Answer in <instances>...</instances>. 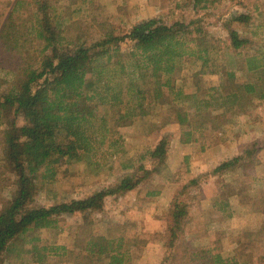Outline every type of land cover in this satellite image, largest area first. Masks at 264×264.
I'll use <instances>...</instances> for the list:
<instances>
[{"label": "rangeland", "instance_id": "1", "mask_svg": "<svg viewBox=\"0 0 264 264\" xmlns=\"http://www.w3.org/2000/svg\"><path fill=\"white\" fill-rule=\"evenodd\" d=\"M16 1L0 0V31ZM20 2L15 17L26 22L28 29L24 33L31 48L27 54L15 51L10 54L0 43L2 93L16 82L17 66L38 58L42 50L36 41L39 24L36 0ZM50 2L60 18L64 45L68 29L74 37L82 38L80 44H91L105 41L109 34L122 36L148 19L160 20L168 26L177 22L195 24L188 34L178 36L177 45L173 44L176 54L165 65L163 77L164 82L169 81V87L163 88V97L158 102H147L149 118H134L130 111L124 110L106 126L94 122L91 133L97 138L95 156L64 164L54 182L38 181L35 204L49 207L88 198L115 185L141 163L153 170L155 162L149 159L150 152L166 138L167 159L159 172L135 190L108 198L102 211L58 217L56 228L34 232V236L41 239V244L70 250L69 258L61 264H96L84 250L85 244L98 235L124 233L137 242L131 247V264H161L167 251L170 212L177 201L188 210L177 245L185 241L190 251H195L221 241L224 257L234 256L238 264H264V100L253 99L247 104L243 101L229 110L230 104L218 99L221 94L216 90L224 85L223 76L227 72L235 71L242 76L230 47L232 30L248 37L258 32L261 36L254 38L257 41L253 49L263 45L260 39L264 38V28L258 29L257 25L264 24V0H220L205 10L196 8L195 0ZM240 14H250L251 23L233 22L224 26V21ZM198 28L201 33L196 32ZM202 48H208L212 60L209 65H219L215 67L219 73L203 69L198 56L189 54ZM128 49L131 46L125 45L121 52L126 56ZM116 60L112 59V65ZM132 65L133 62L128 63L127 70L132 71ZM177 93L184 97L175 99ZM179 113L188 115L183 125L179 123ZM199 121L202 126L196 130ZM18 123L23 125L25 121L21 118ZM5 128L0 119V212L14 193L18 179L9 168L10 148L4 141ZM188 132L193 135L189 143L185 142ZM240 156L243 159L232 170L209 176L222 163ZM193 180L198 182L192 184ZM217 198L227 200V206L215 204ZM28 241L27 248L31 246ZM177 247L172 251L174 255L181 253Z\"/></svg>", "mask_w": 264, "mask_h": 264}, {"label": "trees", "instance_id": "2", "mask_svg": "<svg viewBox=\"0 0 264 264\" xmlns=\"http://www.w3.org/2000/svg\"><path fill=\"white\" fill-rule=\"evenodd\" d=\"M218 1L195 0V7L205 10ZM20 4V0L15 2L0 31V43L10 54L11 51L27 54L31 48L27 46L31 41L24 33L28 29L26 22H19L15 17ZM36 7L39 17L36 41L42 47L41 53L38 58L17 66L14 70L18 71L16 82L6 92L0 91V119L6 126L3 137L10 148L9 168L18 175L15 191L0 212V264H61L69 258L70 250L64 246L41 244L34 232L56 228L61 216H87L102 211L108 198L135 190L159 172L167 159L166 138L150 152L149 159L155 162L153 170L146 169L141 163L132 167L133 171L115 185L88 198L49 207L35 204L38 181L54 182L64 164L95 156L97 138L91 133L94 122L106 126L114 115L119 118L124 110L130 111L134 118H149L151 111L147 102H158L163 97V88L169 87V81L164 82L163 77L165 65L176 54L173 44L177 45L178 36L188 34L190 26L195 24L177 22L168 26L160 20L148 19L122 36L109 34L105 41L91 44H80L82 38L74 37L68 29V41L64 45L57 9L50 0H36ZM251 21L250 14H240L224 21V26L233 22L248 25ZM257 28L263 29L264 24L259 23ZM196 32L201 33V29ZM257 36L261 34L254 32L253 37H248L236 30L230 32V47L242 76L229 71L223 76L224 85L216 89L221 94L218 99L230 104L229 110L243 101L247 104L253 99L264 100V38L260 39L263 45L253 49ZM125 45L131 46L126 56L121 52ZM189 54L198 56L203 69H213V74L220 72L215 68L219 65H209L212 60L208 48ZM113 58L118 60L114 65ZM131 62L133 70L129 71L127 64ZM112 71L114 75L110 76ZM179 97L184 96L177 93L175 99ZM182 115L179 113L178 119L183 125L188 121V115ZM21 118L25 121L23 125L18 123ZM201 126L199 121L196 130ZM192 136L191 132L186 133L185 142H191ZM242 159L240 156L222 163L209 176L232 170ZM219 202L223 208L227 206V200L217 198L215 204ZM187 215V207L176 201L170 212L167 251L161 264H238L236 257L222 255L221 241H215L213 247L204 246L195 251H190L185 241L177 245ZM27 241L31 245L28 248ZM135 244L137 242L124 233L98 235L85 244L84 250L96 264H131V247ZM176 246L181 253L174 255L175 251H172Z\"/></svg>", "mask_w": 264, "mask_h": 264}]
</instances>
